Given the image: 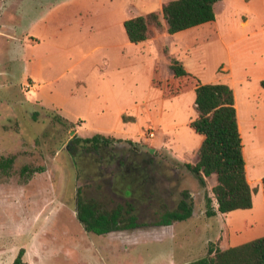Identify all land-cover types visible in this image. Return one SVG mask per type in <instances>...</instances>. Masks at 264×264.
<instances>
[{"label": "rangeland", "instance_id": "374dc122", "mask_svg": "<svg viewBox=\"0 0 264 264\" xmlns=\"http://www.w3.org/2000/svg\"><path fill=\"white\" fill-rule=\"evenodd\" d=\"M60 1L0 0V157H16L10 175L0 172V264H13L21 248L28 264H184L205 256L210 244L226 248L264 236V201L257 189L253 208L206 215V191L212 195L214 181L207 177L203 187L185 165L198 161L200 140L189 124L196 115L190 93L150 91L139 66L138 92L137 82L129 80L127 88L125 81L121 90L113 83L99 98L98 82L79 88L80 76H71L76 69L68 73L66 59L41 47L40 27L52 24L44 17ZM50 60L53 70L35 76ZM29 80L38 91L26 90ZM98 98L102 110L93 113L87 101ZM54 101L63 104L60 114L85 123L75 129L62 123ZM149 126L160 128L169 146L146 147L153 141ZM76 133L123 140L74 152ZM150 152L159 157L152 159ZM24 166L36 169L23 175ZM185 191L192 195L193 215L163 223ZM80 198L101 211L121 206L124 219L135 216L138 226L102 235L87 231L76 213Z\"/></svg>", "mask_w": 264, "mask_h": 264}, {"label": "crops", "instance_id": "0c3cea01", "mask_svg": "<svg viewBox=\"0 0 264 264\" xmlns=\"http://www.w3.org/2000/svg\"><path fill=\"white\" fill-rule=\"evenodd\" d=\"M166 1L169 0H63L53 3L44 17L50 18L52 24L40 27L42 34L37 41L43 49H52L50 55H58L70 63L68 73L76 69L71 76H80L79 80L75 77L79 88L87 89L90 80L98 82L99 98L105 95L106 87L112 88L114 83L121 90L124 81L127 82L125 88L128 87L129 80L137 82L134 89L138 92L141 89L138 85L139 66L148 75L141 77L144 86L150 91L161 92L163 96H169L172 88L179 89L180 93L175 96L190 93L194 102L199 82L230 85L236 98L247 177L251 186L262 193L264 201V163L261 160L264 152V0H219L214 5V20L175 33L168 31L167 21L161 13ZM152 11L161 13L163 29L152 27L154 36L140 43L131 42L124 28L125 20ZM93 34L96 35L94 38ZM89 46L90 50L86 51ZM165 47L182 61L191 75L174 76L170 60L164 53ZM98 50L103 52L90 58ZM54 66L53 60L42 62L35 76H43L41 70H53ZM163 68H167L166 73ZM27 83L30 88L26 90H39L38 83L32 80ZM99 98L87 101L93 113L102 110ZM53 105L57 107L53 110L58 115L77 123L73 117L58 112L63 110L62 103L54 101ZM121 116H124L122 112ZM82 121L85 120H78L77 125ZM159 132L160 128L150 137L153 141L146 147L161 150L169 146L166 135ZM199 136L194 151L197 155L204 139L202 134ZM208 177H212L213 187L217 175L213 173ZM253 199L254 207L255 197Z\"/></svg>", "mask_w": 264, "mask_h": 264}, {"label": "trees", "instance_id": "16d2710c", "mask_svg": "<svg viewBox=\"0 0 264 264\" xmlns=\"http://www.w3.org/2000/svg\"><path fill=\"white\" fill-rule=\"evenodd\" d=\"M219 0H169L163 3L162 11L168 24V31L175 33L216 18L214 5ZM160 12L152 11L125 20L124 28L129 40L140 43L154 36L152 27L162 30ZM164 53L170 60V67L175 77L191 75L182 61L173 56L167 47ZM194 109L196 115L190 120V127L204 139L198 149L199 159L196 163L187 162L186 167L194 173L199 183L207 188V177L215 173L217 183L206 191V215L216 216L236 209L253 207L255 187H252L246 170L244 145L240 132L236 98L233 88L226 83H201L195 89ZM180 93L179 89H170L169 96ZM58 120L76 128L77 123L58 115ZM125 118V115L123 116ZM123 139L114 136L96 134L82 137L77 133L71 139L74 152L80 148L86 151H97L110 147ZM132 142L131 140H129ZM70 144V145H71ZM15 155L0 157V172L10 175L15 163ZM36 168L24 166L22 174L30 175ZM263 189H264V178ZM189 191L183 193L178 208L165 213L163 223L172 224L183 221L193 215L194 203ZM77 217L87 231L96 234H107L112 231L138 226L136 217L125 220L121 206L112 212L99 210L97 204L79 199ZM25 249L21 248L13 264H28L23 260ZM184 264H264V236L251 241L221 248L210 244L207 254Z\"/></svg>", "mask_w": 264, "mask_h": 264}, {"label": "built area", "instance_id": "2783aa9c", "mask_svg": "<svg viewBox=\"0 0 264 264\" xmlns=\"http://www.w3.org/2000/svg\"><path fill=\"white\" fill-rule=\"evenodd\" d=\"M24 87H25V88H30V84L27 83V84H25ZM148 130H149V136H150V137H153V136L155 135V133L157 132L158 128H154V127H152V126H149Z\"/></svg>", "mask_w": 264, "mask_h": 264}, {"label": "flooded vegetation", "instance_id": "af4514ba", "mask_svg": "<svg viewBox=\"0 0 264 264\" xmlns=\"http://www.w3.org/2000/svg\"><path fill=\"white\" fill-rule=\"evenodd\" d=\"M150 156H151V157L153 156L152 159H155L156 157H159V156L157 155V153H154V152H153V153L150 152ZM182 198H183V194H182ZM182 198H181V199H182ZM181 199H180V201H181ZM180 201H179V202H180ZM178 205H179V204H178ZM177 208H178V207H177ZM177 208H176V209H177ZM176 209H175V210H176Z\"/></svg>", "mask_w": 264, "mask_h": 264}]
</instances>
